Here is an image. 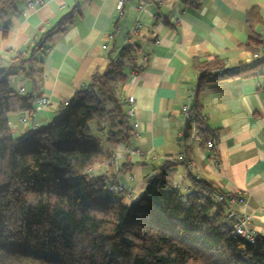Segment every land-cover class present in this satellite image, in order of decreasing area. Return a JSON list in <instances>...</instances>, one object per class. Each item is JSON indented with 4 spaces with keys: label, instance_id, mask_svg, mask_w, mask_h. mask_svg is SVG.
Segmentation results:
<instances>
[{
    "label": "crops",
    "instance_id": "0c3cea01",
    "mask_svg": "<svg viewBox=\"0 0 264 264\" xmlns=\"http://www.w3.org/2000/svg\"><path fill=\"white\" fill-rule=\"evenodd\" d=\"M31 1L34 4L29 6ZM116 3L17 0L14 9L0 20V66L15 72L9 78L11 87L15 91L23 87L27 93L31 81L13 64V57L28 52L63 16H72L36 55L40 61L37 93L51 103L34 105L31 113L9 114L13 135L18 137L56 119L60 104L102 74L129 45L132 60L121 66L124 80L119 95L126 110L132 109L130 126L136 121L138 129L113 147L101 142L99 147L111 155L112 166L97 164L86 172L113 174L111 184L124 187L113 196L128 205L139 198L145 181L164 161H177V155L186 150L188 162L176 166L173 178L180 183L178 191L189 193L190 179H204L218 191L238 195L242 202L236 208L251 216L257 234L264 238V92L257 85L264 86V69L244 65L251 53L249 38L257 33L260 23L249 21V14L252 10L255 18L263 21L264 0H201L193 6L183 0H123L121 17ZM136 23L139 26L132 34ZM208 56L218 57L233 70H245L203 84L196 104L207 133H198L194 122L190 123L186 149L181 107L197 85L194 59ZM143 57L146 60L141 68ZM129 96L133 97L131 103L125 101ZM23 118H27L24 123ZM89 126L96 137L108 130L106 122L94 120ZM210 141L212 148L206 146ZM131 147L139 152L125 159ZM122 164L131 165L117 174Z\"/></svg>",
    "mask_w": 264,
    "mask_h": 264
},
{
    "label": "trees",
    "instance_id": "16d2710c",
    "mask_svg": "<svg viewBox=\"0 0 264 264\" xmlns=\"http://www.w3.org/2000/svg\"><path fill=\"white\" fill-rule=\"evenodd\" d=\"M16 1L0 0V20ZM250 13L249 21L262 22L254 11ZM71 18L63 16L28 52L13 57V64L31 81L29 92H16L9 80L15 72L0 66V264H264V238L258 235L251 242L232 233L226 203L214 198L220 191L204 179H190L191 191L186 194L174 188L176 166L188 162L186 150L184 161H164L145 181L139 198L128 205L113 196V174L86 172L97 164L112 166L101 142L113 147L133 136L119 95L124 80L121 66L132 60L129 45L102 74L60 104L56 119L13 135L8 115L31 113L39 97L36 55ZM249 40L251 51L257 50L260 36L253 32ZM193 66L199 75L189 111L195 130L207 133L197 93L206 81L232 78L245 68L217 73L224 62L216 56L194 59ZM94 120L108 125L101 137L91 133L89 124ZM190 127L186 121L182 130L186 149ZM130 165L122 164L117 174Z\"/></svg>",
    "mask_w": 264,
    "mask_h": 264
},
{
    "label": "built area",
    "instance_id": "2783aa9c",
    "mask_svg": "<svg viewBox=\"0 0 264 264\" xmlns=\"http://www.w3.org/2000/svg\"><path fill=\"white\" fill-rule=\"evenodd\" d=\"M195 1L200 2L201 0H195ZM33 4L34 3L32 1L28 3L29 6H31ZM116 8H117L118 17H121L123 15V12H124L123 11V0H117ZM138 26H139V23H136V25L131 30L132 34L137 31ZM257 34L261 38L260 45H259L257 50L251 51L250 57L248 60H246V63L244 65L250 66L252 64L259 63L260 69L263 70L264 69V20L259 23ZM128 36H127V38H128ZM145 60H146V57H143V60H142L141 65H140L141 68L144 67ZM231 70H233V69L224 65V67L222 69L217 70V73H221L222 71L229 72ZM19 71H21V68L19 69ZM257 85H259L261 91L264 92V86H260L259 83ZM16 92L23 93L24 88L20 87L16 90ZM192 98H193V92H190L188 94V97H187L188 103L181 107V111L183 112L184 119L186 121H189L190 123L194 122V116L189 111L190 102H191ZM125 101L127 103H131L133 101V97L129 96L128 98H126ZM50 103H51L50 100L44 95L39 96L35 101L36 106H46V105H50ZM66 103L67 102L65 101V104ZM127 113L129 116H131L132 115V109L129 108L127 110ZM26 119L27 118H23L21 120V122L24 123L26 121ZM132 127L134 130L137 131L138 123L136 121L133 122ZM206 146L208 148H212V146H213L212 141L208 142ZM126 152L127 153L125 154V159H128L132 155L137 154L139 152V149L131 147V148L127 149ZM176 159L184 161L185 155L183 153H180L177 155ZM173 185H174V188L178 191L180 183L174 180ZM110 189L113 192H121L124 190V187L121 186L120 184L113 183L110 185ZM130 191H132V190H129V192ZM227 194L228 193H224V192L220 191V192H217L214 194V198H215L216 202L226 203V212L225 213H226V218L231 223L232 233L244 238L247 241H251V242L254 241L257 238L258 234H257L254 226L251 223V216L248 213L241 211V210L236 208L242 202L241 198L236 194H228V195Z\"/></svg>",
    "mask_w": 264,
    "mask_h": 264
},
{
    "label": "rangeland",
    "instance_id": "374dc122",
    "mask_svg": "<svg viewBox=\"0 0 264 264\" xmlns=\"http://www.w3.org/2000/svg\"><path fill=\"white\" fill-rule=\"evenodd\" d=\"M94 135V134H93ZM108 186H106V188H107Z\"/></svg>",
    "mask_w": 264,
    "mask_h": 264
}]
</instances>
